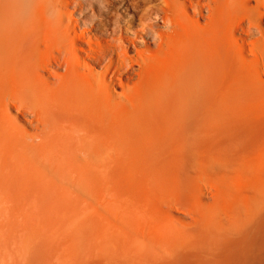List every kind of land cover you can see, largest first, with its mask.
<instances>
[{
    "label": "rangeland",
    "instance_id": "374dc122",
    "mask_svg": "<svg viewBox=\"0 0 264 264\" xmlns=\"http://www.w3.org/2000/svg\"><path fill=\"white\" fill-rule=\"evenodd\" d=\"M57 1L59 8L64 13L66 24H70L72 30L78 36L84 34L94 37L102 32L92 28L94 22H99L98 17L100 15L103 18L111 20L112 23L119 22L121 26L128 28V31L130 30L126 22L130 20V17H133L135 23L138 22V20H136V17L138 18L139 15L138 12L132 13L130 10L128 11V8L125 7L126 0H112L114 3L113 6H111L110 10L104 15L97 10L96 0ZM159 7L163 6L159 5ZM152 18L151 22H156V19H154V17ZM201 24H204V22L201 21ZM112 28L113 26L108 27L109 30ZM126 30L121 32L123 37L134 39V35ZM235 37L236 39L245 38L244 35L239 33H237ZM256 39L257 37L249 39L246 43L238 41L240 46H242L241 56L239 55V57L235 55L236 52H234L232 48L230 50L233 52L227 49L230 52L225 50L228 53L225 54L224 49L221 47V49H223L222 55L221 51L219 52L221 49H218L219 46L212 40L202 44L199 53H195L190 48L181 50V52L178 51L175 58V60H178V64L175 62L174 64L181 75V79L183 78L182 82H188V86H190L191 90L189 87H185L186 84L183 85L181 82H178L175 87L171 89V92H165L158 98L159 100L157 99V101L153 102L155 104V102L157 103L159 101L158 105H156L160 110L157 109L156 105L154 106L153 103L150 104H153L151 107L148 105L150 108L146 106L144 109L143 106L140 107V104L134 101L130 104V101L127 100L128 98L125 99L126 97L122 94H116L122 92L121 87L116 86L114 92L117 95V104L113 105L111 113H109L112 114L113 118L107 114L109 117H106L107 119L109 118V120L105 118L103 120L105 124L102 123L106 126L105 128L109 127L111 122L116 123V125L112 123L113 127L110 126V128H113L112 130H115L114 132L112 130H104L106 133L108 132L107 134L113 132V135H109L113 142L107 139L106 134L105 137L107 140H110V142H105L104 144L106 145L102 148L104 151L107 148L108 150L112 148L113 150L111 152H113V154L115 153L114 155L112 154V161H110L109 165L108 161L110 157L105 155V160L107 161L105 162L108 167L112 164V167H110L111 174L108 171L110 174H108V176H111L108 178L110 180L112 178L110 184L111 188H109L110 186H106V184L110 183V180L108 183H105V185L103 182H100L101 180H99L98 183H102V185L108 187L109 191L111 189V201L113 198L117 200V198L121 199L123 197L122 200H124V202L128 201L130 205L132 203L130 201L134 196H137V200H139L141 204H147L146 200L142 199V197H147L152 192L151 188L153 185L155 186V188H153L157 190V192H159V188H162L160 190L164 192V195L160 191L162 194L159 192V196H167L164 197V199L162 197L163 200H160L161 203L159 204L162 205V201L165 200L168 203H166L165 206L163 202L164 205L162 206L165 207L161 208L162 206L157 204L159 198L155 196L157 201H153L154 195L152 193L155 191L154 190L151 193L153 196L151 197V195H149L151 198L148 196L147 202L148 204L151 201L155 202L160 207L155 206L154 208L157 207L160 208V210L158 211L157 209L156 211L153 208L150 209L151 205L149 204L150 207L148 209L145 208L146 212L141 211L145 212L147 215V212L150 210L148 213L150 214L149 219L142 213L143 215L138 214L140 215L138 217L141 218L136 219L140 220V222L135 221V219L132 220V218H134L132 216L134 212H130L131 209L129 212L132 214L129 215L130 213H128L130 216L128 217V215H126L127 213H124L127 209L123 210L119 207V209H117V207L113 206L114 203L112 204L113 210L115 208L117 212L111 209L113 212L109 213V208L112 207H109L111 201L107 199L109 196L105 191L106 193L104 192V194L108 196L105 195V203L109 201L107 211V209H105L107 203L106 205L104 203L105 206L101 203L104 202L102 201V197H100L103 192L101 190L99 198L98 194H94L93 192L92 194L97 196L91 195L89 198L90 200L91 197H97L101 201L97 199L96 206H94L95 204L92 206L90 203L91 207L89 208L87 206L88 204H86L85 207V204L82 203L84 207L83 210L81 202L84 200H81L83 198L80 199L81 195L79 194L80 196H78L75 188V191L71 187L62 188L63 185L61 186L60 182L57 180L56 183H59L55 184L51 181L45 182L40 180V177H37V173L42 168L39 169V166L36 167L35 164L36 162H40V164L42 163L40 167H45L43 165L46 163L45 161L44 163L42 161H36L34 166L32 164L33 161H23V163L30 164V166H28L30 167L29 169L32 168L35 170H31V173L28 175L23 172L19 174L18 168H16L17 166L14 167L15 164L11 163L14 168L11 164L9 166L8 164L11 161H0V166L1 163H4L5 166L2 165L6 167H0V175L2 177H0L2 179H0V185L2 184L0 186V202L2 203L0 204L1 264H110L108 259L105 260V255L109 252L108 250H113L114 247H119L123 244H126L128 249H131V258L145 257L148 260H145L147 264H264V54H260L256 49L253 50L254 46H252V42ZM123 44L124 46H128L130 43L124 41ZM55 48L56 47H53V49ZM133 48V52L131 51L128 53L129 57L135 56L137 50H143L144 45L136 43ZM146 48L149 51L155 49L153 45L152 48L150 46ZM253 51H255V53ZM232 54H234L236 58H234L235 56ZM77 55L80 58H84V54L81 52H77ZM178 55L179 59H177ZM240 57L242 58L240 59ZM134 67L135 72H138V66L135 65ZM174 68H172V65H169L165 68V71L163 70L164 72H161L162 74L159 73V75L161 74L162 76L160 77L158 75V78L161 80L160 83L163 82L164 86L165 84L166 86H170V83L171 85L175 83L173 79H175L177 73ZM83 69L88 72L87 69ZM172 71L174 74L171 73ZM59 73H64V71L59 70ZM132 84L133 83L130 84L132 88H130V90L135 92L134 89H136V87ZM161 85L162 84H160V86ZM163 85L162 87H164ZM187 89L188 91H186ZM185 91L186 94L184 93ZM191 91L192 93H190ZM189 94H191L190 97ZM119 95L121 96L118 98ZM180 96H182L181 98L183 100H179L181 99ZM164 97H166V99ZM163 98L165 100H163ZM184 98H188L185 102L188 100L189 103L182 102ZM169 100L171 102L167 103ZM192 103L198 113L202 111L200 113L202 114L204 112V117L200 118L204 120L202 118H205L206 115V122L205 120L202 122L197 118L193 119L197 125L195 123L192 124L190 120L191 124L188 122L190 127L186 124L184 126L183 124V126L180 125V128L177 129L175 128L177 126L174 127L175 124L172 123L173 127H171L169 122L171 115L176 111H182L185 109L184 106H190ZM134 104L137 108H134ZM162 104L164 107L160 108ZM177 104L183 105L184 108L180 109L181 106ZM116 105H118L119 109H116L118 108ZM165 106L167 107L165 108ZM178 106H180L179 109ZM170 108L172 110L167 111ZM112 109L115 110L113 111ZM159 111L161 112L159 113ZM115 112H117L116 114L119 113V117ZM1 114L0 111V115ZM9 115L10 118L12 117L11 123H13L16 112L11 111ZM27 116L26 120H19V124L17 125H19V129L24 127L30 134H33L36 130V121L32 126H30L31 122L28 121H33L35 117L33 115ZM1 117L2 115L0 118ZM115 120L117 122H115ZM196 120L201 121L203 126L204 123L207 124V127L204 126L206 130L204 128H201V130L199 128L201 127L199 126L200 122L197 123ZM124 124L126 126H124ZM181 127L184 128L181 129ZM101 128L104 127L102 126ZM178 130H180V132L182 130V133H178ZM99 132L100 131H98V134L104 136V133ZM170 136H172L171 143ZM107 140L104 138L103 141ZM168 140L169 143L167 142ZM110 143L112 144L110 145ZM159 143L161 145L157 147ZM163 143L165 144L163 145ZM118 144H121V146ZM166 144L169 145L167 146ZM179 146L182 149L178 150L180 148ZM2 149L4 150L5 147H2ZM2 149H0V151ZM125 149L126 153H124ZM183 149L186 154L190 152L187 154L189 156L186 155V159L185 153L184 156L182 154L178 157L179 153L177 152L179 151L181 154L184 152ZM108 150L106 153L109 155L111 149ZM182 157L186 161L182 160ZM115 160L116 162H114ZM59 162L60 161H58L56 167H59V164L62 165V162H65V167H62L66 170L68 168L69 170V167H72V165L74 167L75 163V166L76 164L77 166L74 168L80 171L78 168V163L80 161H78V163L77 161L70 162L69 160V163H67V161ZM102 162L105 164L104 161H101V163ZM118 162L123 165H120ZM23 163L21 167L25 172L26 169L23 166L25 163ZM47 163L46 168L48 172V169L53 165V161L51 163L52 165L49 167ZM103 163L102 166L104 165ZM66 164H71V166L67 167ZM147 164L148 166H146ZM48 165H50V162ZM159 165L160 169L157 167ZM173 167L176 170H174ZM36 168H38V171ZM72 168L71 170H73ZM110 168H106V170H110ZM120 169L121 172H119ZM2 170L6 172L4 173ZM19 170L21 169L19 168ZM43 170L41 174L46 178L45 171ZM77 170L75 171L77 172ZM144 170H146V172ZM119 174L121 176H119ZM149 174H152L155 178H153L152 175L149 176ZM158 174H160V176ZM2 175L5 176L3 177ZM145 175L149 177V179ZM19 176L21 178H19ZM143 177L146 178L144 179ZM153 179L157 183L153 181V184L149 185L151 187V191L148 190L149 194L145 193L147 196H141V200H145V202L140 201V195L144 194L143 191H139L142 190V188L137 190L140 186V181L145 183L144 181L148 180L149 182L147 181V183L150 184ZM113 181L115 182L113 183ZM136 181L139 182L138 185ZM98 183H96L95 187L98 185L97 187L101 188V185ZM222 183H225V186L222 185ZM132 184L134 187L138 186L137 188L135 187V189L133 187L134 191L131 188ZM146 184L145 187L143 186L144 184L141 185L143 188H147L148 185ZM130 188L134 193L135 190L136 192H141L140 195L136 193L135 195L134 193L131 194L129 191ZM147 189H149V187ZM147 189H145L144 192H147ZM97 190L98 189H96V191ZM157 192L155 191L154 194L156 195ZM104 194L102 195L103 197ZM132 195L134 196L131 198ZM135 197L133 200L136 199ZM120 199H118L119 201L117 200L116 203L121 202L123 205L127 203H123ZM91 200L88 202H92ZM85 201H87V199ZM98 201L100 202L98 203ZM94 202H96V198ZM113 202L115 201L113 200ZM135 203L133 205L136 206L137 203ZM128 206L126 208L133 207L132 205ZM143 206L147 207V205H142V207ZM251 206L252 208H249ZM142 207L140 205V208ZM134 208H132V210ZM249 209L254 214L249 213ZM122 210L123 213H121ZM214 210L217 211L216 214ZM206 211L212 212V214L214 213V218L208 219L207 221L204 217L201 219L202 214ZM141 215L143 219H148V221L145 220L147 223L143 222L144 220ZM216 215L217 219L215 218ZM135 217L137 218V216ZM212 219L221 221L215 222L212 221ZM201 220H205L206 223ZM212 223L213 225H211ZM118 258L119 257H117V259Z\"/></svg>",
    "mask_w": 264,
    "mask_h": 264
},
{
    "label": "bare ground",
    "instance_id": "6f19581e",
    "mask_svg": "<svg viewBox=\"0 0 264 264\" xmlns=\"http://www.w3.org/2000/svg\"><path fill=\"white\" fill-rule=\"evenodd\" d=\"M95 2L97 4V10L102 15L106 14V12H108L111 6H113L114 4L112 0H96ZM125 5H126L125 7L128 8L127 9L128 11L130 10L132 13L138 12L139 14L138 18L136 17V20H138L137 23L133 21V17H130V20L126 22L130 31H128V28L121 26L119 22L112 23L111 20L103 18L100 15L98 17L99 22L98 23L94 22L92 28L96 31H102V32L92 37V36H86L84 34L82 36H78L72 30L70 24H66L64 13L59 8L57 0H0V102H1L0 111L2 113L1 114L2 117L0 118V147H1L0 149H2V147L3 148L5 147L4 150L2 149L5 154L2 152V150L0 151V161H3V162L11 161L9 164L6 162L5 163L8 164L9 166L11 163L15 164L14 167L17 166L16 168H18L17 170L19 174L20 172H23L24 174L27 173L26 175L30 174L31 170H34L32 168L29 169L30 167L28 166H30V164L28 165L27 163H25L27 161H30V162L33 161L32 162L33 166L36 161H42L43 163L44 161L46 163L48 161L47 163L48 167L51 166L52 164L55 165V166L52 165V167H50L47 172L46 163L43 164L45 167H42V166L40 167L42 163L40 164V162H36L37 165L35 164V166L36 167L39 166L38 167L39 169L42 168L37 173L38 175L37 177H40L39 179L45 182L51 181L55 184H58L60 182V185L61 186L63 185L62 188L71 187L73 188V190L75 188L76 192L78 193V196L81 195L80 199L83 198L81 200H84L81 202L83 210H84V207L82 203L85 204V207H86V204H88L87 205L88 208L91 207L90 203L92 204V206L93 204H95L94 206H96L97 199L99 198V195H100V190L103 191L102 192L103 194L106 191L107 195L109 196V198L107 199L111 201V198H110L111 189L109 191V188H111L110 184H111L112 178L110 180L108 177H111V176H108V174L111 171L110 167H112V164L109 167L108 165L110 161H112L113 152L111 151L113 149L110 148L111 150L109 149L110 150L109 151L107 148L104 151L102 150V148L105 147L106 145L104 144L105 142H108V141L110 142L111 137L109 135H113L112 133L115 130H112L113 128H110V126H112V123L114 122L110 121L111 125L110 126L108 125L109 127L107 128H105L106 126H104L102 123H104L103 120L105 118L107 119V117L109 116L112 117V114H109V113H111V108L113 107V105L117 104L116 94H122L123 96L126 97L125 99L128 98L127 100L130 101L129 102L130 104H132L134 101L135 103L140 104V107L143 106V109H144V107L146 106L150 108L154 104L153 102L157 101V99L161 95H163L165 92H171V89L174 88L178 82L179 83L181 82L183 85L186 84L185 87H189V89L191 90L190 86H188V82L187 83L182 82L183 78L181 79V75L179 74L174 64V62L178 64L177 62L178 60H175V58L178 54V51L181 52V50H184L187 48H190L195 53H199L200 46L211 40L217 46L220 47V48L218 47V49H221L222 47L224 49L225 54L227 53L226 51H229L232 48L234 52H236V54L235 53L234 54L239 57V55L241 56L242 46H240L238 41H242L243 43H246L247 40L254 39L257 37V39L254 42H252L253 43L252 46H254L253 50L256 49V51L259 52L260 54H264V0H126ZM159 5L163 7H159ZM152 17L156 19V22L154 23L151 22V19H153ZM201 21H203L204 24H201ZM109 26H113V28L109 30L108 29ZM123 30H126L127 32L133 34L134 39L124 38L121 33L123 32ZM237 33L244 35L245 38L236 39L235 36ZM124 41H128V43L130 44L128 46H124L123 44ZM136 43L144 45V49L141 51L137 50L135 56L129 57L128 53L131 51L133 52L134 50L133 47L135 46ZM152 45L155 47L156 50L154 49V50L149 51L146 47L150 46L152 48ZM53 47H56V48L53 49ZM223 49L219 50V52L221 51V54L223 52ZM77 52L83 53L84 58L78 57ZM253 52L255 53V51ZM234 58H236V56ZM241 58L242 57H240V59ZM177 59H179V55ZM135 65L138 66L139 68L138 72L137 71L135 72V67H134ZM169 65H172V68L175 67L174 70L177 73V76L175 77V79H173L174 80L173 82H175L173 83V85H171L170 83V86H166V84L164 83L165 84L164 86L163 82L160 83L161 80H159L158 75L163 70L165 71V68ZM83 68L87 69L88 72L85 71ZM59 70H63L64 73L60 74ZM171 73L174 74L173 71ZM161 74L159 75L160 77L162 76ZM131 83H133L132 85L136 87V89H134L135 92H132L130 90ZM160 84H162L164 87H162V85L160 86ZM116 86L121 87L122 89L121 93L115 94L114 91H115ZM134 86L132 87L135 88ZM186 91H188V89ZM186 91L184 92L185 94H186ZM190 93H192V91ZM179 94H180V91H179ZM120 96L121 95H119L118 98ZM190 96L191 94H189V97ZM181 97L182 96H180V98ZM164 98L166 99V97ZM164 98L163 100H165ZM167 99H168V96H167ZM186 99L184 98V101L182 102H185ZM179 100H183V99L181 98ZM168 102H171V101L169 100L167 101V103ZM151 103L153 104L150 105ZM158 103L159 101L157 103L155 102L154 106L156 104L158 105ZM185 103H189L188 100ZM118 105L116 106L118 107ZM157 105H156V108L158 107ZM177 105L181 106V107L178 106V109L179 107L180 109L181 108L183 109L185 107V109H183L180 112L176 111L177 113L176 112L173 113L171 115V118H169L170 121L168 120L170 124L171 123L175 124L174 127L177 126L175 127L177 129L180 128V125L183 126V124L184 126L185 124L189 126V124H191L190 120L192 124H194L195 122L193 119L199 118V120H201L200 117H204V112L202 114H200L202 111L198 113L195 110L193 103L190 106L188 105L184 107L181 104H177ZM133 106L134 108H137L135 104ZM163 107L164 106L162 104L160 108H163ZM166 107L167 106H165V108ZM116 109H119V107ZM174 109H177V108H174ZM112 110L114 111L115 109H112ZM170 110L172 109L170 108L167 111H170ZM11 111L16 112V117L14 116L13 123H11L12 117L10 118V115H9ZM117 112H115V114ZM160 112L161 111H159V113ZM27 115H33L35 117L33 121H28L29 119L27 120L28 122H31L30 126H32V124L34 125L36 121V125H35L36 130L35 132H33V134H30L23 126H22L23 128H21L22 130L19 129L18 128L19 125H17L19 124V120L20 121L22 119L26 120V117H28ZM205 118H206V115H205ZM205 118H202V119H204L206 122ZM107 120H109V118ZM116 120L115 122H117ZM204 120H201V121L203 122ZM196 121L197 123L200 122L199 123V126H201L199 127L200 129L204 128V126L207 127L206 126L207 124L204 123V126H203V124H201L202 123L201 121H198V120ZM101 124L104 128H101L102 126L100 127ZM114 124L116 125V123ZM172 124L170 125L171 127H173ZM124 126L126 125L124 124ZM96 127L98 128V131H100L99 133L101 132L104 133V136L102 134H98ZM182 128L184 127H181V129ZM106 129L108 131L112 130L113 132L107 134L108 132L107 133L105 132ZM178 133H182V130L181 132L180 130H178ZM106 134H107V139H110V140L106 139L105 137ZM171 137L172 136L169 137L170 143L172 141ZM104 138L107 141H103ZM162 141H166V140H162ZM111 142L113 141L111 140ZM167 142L169 143V140ZM111 144L112 143H110V145ZM121 144H118V145L121 146ZM164 144L165 143H163V145ZM159 145L161 144L159 143L157 147ZM180 149L182 148L180 147L178 150ZM107 150L109 151V155L106 153ZM124 153H126V149ZM133 153H134V149H133ZM177 153H179L178 157L181 156L182 154L184 156L185 150L181 154L179 151ZM187 154L185 153V156ZM105 155L111 158V159L109 158L108 165L106 164L107 161L105 160L106 158ZM187 156L185 157V159L187 158ZM68 160L70 162L77 161V163L78 161H80L78 163V168L80 171H78L77 168L76 169L74 168L77 166V164L75 166V163H74V167L72 165L73 168L69 167V170L68 168L67 170L63 168L65 167L64 165L65 162H62L63 163L62 165L59 164L60 166L56 167V165H58V161L60 162L67 161V163H69ZM182 160H184V158ZM23 161H25L24 163L26 165L23 163ZM101 161H104V162L106 161L105 164L102 162L105 165V167L104 165L102 166ZM49 162H50V165H48ZM114 162H116V160ZM22 163L24 164L23 166L26 169L25 172L22 170V167H21ZM2 164L5 166L4 163H1V166H0L1 168L3 166ZM120 165H123V164H120ZM66 166L67 167L71 166V164L70 165L66 164ZM146 166H148V164ZM157 167L159 168L160 165ZM19 168L21 170H19ZM38 168H36V170ZM71 168L73 170H71ZM106 168H110V170H106ZM27 169H29L30 171ZM5 170H2V171H4L5 173L7 171ZM42 170L45 171L44 173H45L46 178L41 174L43 173ZM75 170H77V172ZM174 170L176 169L174 168ZM144 171L146 172V170ZM119 172H121V169ZM121 175L119 174V176ZM150 175L152 174H149V176ZM158 175L160 176V174ZM2 176L4 177L5 175H2ZM19 178L21 177L19 176ZM147 178L149 179V177ZM1 180H0V183H1ZM56 180L59 182L56 183ZM99 180H101L100 182H103L104 185L105 183H108L110 180V183H108L109 185L106 184V186L108 187L110 186V187L108 188L102 185V183H98ZM147 181H144L145 183H143V181H140V183L136 181L137 185L138 183L140 184L137 190L142 188V190H139V191L141 192L143 191L144 194L140 195L141 192L139 193V192H136L135 190V193L140 195V201L145 202L146 200L147 204H141L139 200H137L138 199L137 196L136 197L134 196L135 193L133 192L134 191L133 187L135 183L134 185L132 184V187H131L133 191L131 190V188L129 190L131 194L134 193V195H132L131 198L133 196L136 198L135 200H133L134 198L133 197L132 200L130 201L132 202L131 203V205L133 206L132 208H134L135 205L133 204L136 202L137 203V204L135 203L136 206H138L139 204L141 205V207L142 205H147V207L143 206L144 209L143 207L140 208V205L138 207L135 206L136 209L135 208L134 209L136 210V212L134 209L132 210V208H126L128 204L129 206L131 205L130 203H128V201H125L127 202L125 203L124 200H122L123 197L121 199L117 198V200L120 199V201H123V203H125L124 205L121 204V202L116 203L117 202V200H115L116 198H113L110 203L109 201L106 202L107 203L106 205L105 203L106 194H104V197H105L104 198L102 196L103 194L101 193L100 197H102V201H104V202H101L102 205H104L105 203L106 206L105 205L104 206H105V209H107L108 203L110 204L109 207L112 206V204L114 203L113 206L117 207V209L119 208L123 210L127 209V211H124V213L125 212L127 213L126 215H128V213L133 211L134 213L132 216L134 218H132V220L135 219V221L140 222V220H136V219H140L141 217H138L140 216L138 214H142V213H144V215L147 216L149 219L150 214L148 213L150 210L147 212V215H146L145 208L148 209L151 205L150 209L153 208L156 211L158 209L159 211L160 208H157V207L154 208V207L159 206L160 205L159 203H161L160 200H163L164 197H166L167 195L163 196L164 192L160 190L162 188H159L158 189L159 192L161 191L163 193L162 195L163 199H162V197L159 196L161 192L160 193L157 192V190L154 189L155 188L154 185H153L154 188L153 187L151 188L149 186V185H152L153 181L155 182V180L154 179L151 180L152 182H150V184L147 183ZM114 182L115 181H113V183ZM96 183L101 185V188L97 187L98 185L96 186L97 187L96 188L95 187ZM141 184L142 185L144 184L143 185L144 187H145V184L148 185L147 188L149 187V189L143 188ZM224 184L222 183V185ZM224 186L223 188L225 189ZM102 187L104 190L102 189ZM150 188L152 189V192L154 190L157 192L156 195L154 194L155 191L153 193L151 192L154 196L151 195V193L149 194L148 190L151 191ZM96 189L98 190L96 191ZM145 189H147V192H144ZM223 191H222V194H223ZM92 192L94 194L95 193L98 194V198L95 197L96 202H94L95 198L91 197L92 200L91 199L90 200L93 203L88 202L90 201L89 198L91 195L97 196V195L92 194ZM145 193L151 195V197L153 196L155 198L156 196L157 198H159L158 201L156 198L155 199L153 198V201L154 200L157 201V204L159 205H157L155 202H152L151 200H150L151 202L149 203L150 204L149 205L147 202V198L149 195L147 196ZM143 195L147 196V197L144 196L145 198L142 197V199H145V200H141V196ZM86 199L87 201H85ZM113 200L115 202H113ZM100 201H98V203ZM165 201H162V205H164L165 203V206H166V203L168 202L167 201L165 202ZM151 203L153 204V206ZM0 204L2 203L0 202ZM113 206L111 208L108 207L109 211L108 209L107 211L109 213L115 210V208L113 210ZM165 206H162L161 208ZM249 208H252V206ZM111 209L113 211H111ZM116 210L115 212H117ZM123 210L121 213H123ZM155 210H151V211H155ZM118 211H121V210H118ZM141 211H145V212H141ZM216 213L217 211L215 212V214ZM249 213H252L250 209H249ZM131 214L132 213H130L129 215ZM215 214L214 213L212 214V212L206 211L205 213L202 214L201 219H203L204 217L206 221L208 219L210 220L211 218H214ZM129 215L128 217H130ZM135 216H137V218ZM215 218L217 219V215ZM142 219H143V216H142ZM148 219L146 220L144 218L143 222L148 221ZM132 220L130 219L131 222ZM206 221L204 220L202 222L206 223ZM212 221L216 222L218 220L212 219ZM211 225H213V223ZM127 247L128 246H126V244L125 245L123 244L119 247L117 246L114 247L113 250L109 249L108 250L109 252L105 255L106 257L105 260L108 259L109 260L108 262L110 264H147L146 262L148 260L145 257H142V258L132 257L131 258L130 256L132 254V251L131 249H128ZM1 249L2 247H0V250ZM134 254L137 255L136 253ZM117 257L119 258L117 259Z\"/></svg>",
    "mask_w": 264,
    "mask_h": 264
}]
</instances>
